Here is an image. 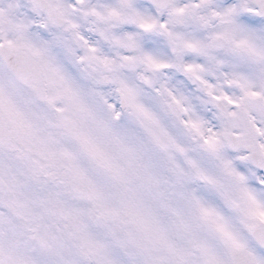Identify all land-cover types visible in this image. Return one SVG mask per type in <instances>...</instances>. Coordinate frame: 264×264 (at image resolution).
Masks as SVG:
<instances>
[{
	"label": "rangeland",
	"instance_id": "rangeland-1",
	"mask_svg": "<svg viewBox=\"0 0 264 264\" xmlns=\"http://www.w3.org/2000/svg\"><path fill=\"white\" fill-rule=\"evenodd\" d=\"M43 68L44 104L0 60V264H231L208 196L238 213L251 194L224 144L123 74L95 91L65 54Z\"/></svg>",
	"mask_w": 264,
	"mask_h": 264
},
{
	"label": "snow or ice",
	"instance_id": "snow-or-ice-1",
	"mask_svg": "<svg viewBox=\"0 0 264 264\" xmlns=\"http://www.w3.org/2000/svg\"><path fill=\"white\" fill-rule=\"evenodd\" d=\"M31 3L38 15L27 2L19 14L58 22L74 61L130 77L203 138L232 147L225 155L251 201L237 213L209 195L208 223L237 264H264V218L252 207L264 216V0H46V13Z\"/></svg>",
	"mask_w": 264,
	"mask_h": 264
},
{
	"label": "flooded vegetation",
	"instance_id": "flooded-vegetation-1",
	"mask_svg": "<svg viewBox=\"0 0 264 264\" xmlns=\"http://www.w3.org/2000/svg\"><path fill=\"white\" fill-rule=\"evenodd\" d=\"M24 2L32 5L30 0H0V11L6 14L7 19L4 28H0V42L20 49H26L28 31H26V24H23L21 20L17 4ZM53 26L57 27L56 25Z\"/></svg>",
	"mask_w": 264,
	"mask_h": 264
},
{
	"label": "water",
	"instance_id": "water-1",
	"mask_svg": "<svg viewBox=\"0 0 264 264\" xmlns=\"http://www.w3.org/2000/svg\"><path fill=\"white\" fill-rule=\"evenodd\" d=\"M1 56L6 58L4 60L5 64L8 66V68L15 74V76L19 80H21L24 83L31 81L38 85L40 84L41 74L37 69L33 67L34 64L27 55L23 57V61L18 60L17 62H15L14 60L7 59L8 57L11 58V55L9 54L8 51H4ZM0 139L1 140L5 139V128L2 124L1 117H0ZM229 147L232 149L231 146ZM230 257L232 259L233 264H237L235 257L231 254H230Z\"/></svg>",
	"mask_w": 264,
	"mask_h": 264
}]
</instances>
